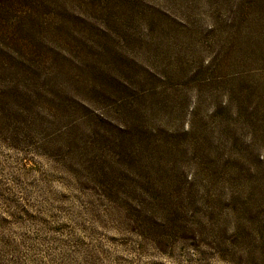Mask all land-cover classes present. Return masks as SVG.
<instances>
[{"label":"rangeland","instance_id":"obj_1","mask_svg":"<svg viewBox=\"0 0 264 264\" xmlns=\"http://www.w3.org/2000/svg\"><path fill=\"white\" fill-rule=\"evenodd\" d=\"M3 22L0 264H264V0Z\"/></svg>","mask_w":264,"mask_h":264},{"label":"trees","instance_id":"obj_2","mask_svg":"<svg viewBox=\"0 0 264 264\" xmlns=\"http://www.w3.org/2000/svg\"><path fill=\"white\" fill-rule=\"evenodd\" d=\"M35 6L36 0H0V28H5L6 25L8 27L7 22H3L4 19L6 21L8 17L11 19L12 16L14 19H22L28 15Z\"/></svg>","mask_w":264,"mask_h":264}]
</instances>
